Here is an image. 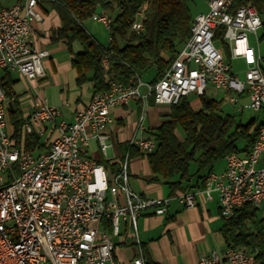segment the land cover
Here are the masks:
<instances>
[{"label":"built area","instance_id":"2783aa9c","mask_svg":"<svg viewBox=\"0 0 264 264\" xmlns=\"http://www.w3.org/2000/svg\"><path fill=\"white\" fill-rule=\"evenodd\" d=\"M23 0L0 9V70L17 73L25 82L43 77L45 50L32 43L33 24L41 21L38 4ZM238 0H207V12L196 15L189 37L176 57L153 84L137 76L127 83L109 76L111 52L104 51L102 73L108 91L94 93L88 104L74 113L71 123L59 122L60 111L35 97L23 118L22 133L43 140L45 149L37 153L16 146L13 134L6 133L8 103L0 84V264H146L137 231V218L152 210L164 215L170 199H144L128 186V157L115 172L86 155L88 140L97 141L106 153L111 145L108 128L111 111L125 107L133 98L146 104L176 105L193 94L201 97L208 86L223 92L245 94L244 107L264 115V55L255 53L248 35L256 36L264 23L249 3ZM143 8L131 29L143 31ZM94 21L109 32L112 19L93 15ZM223 29L230 59L245 64L243 79L235 75L214 40ZM146 93L141 94L140 88ZM231 98V102H235ZM12 104V103H11ZM130 145L143 155L151 154L155 141L150 136L132 138ZM264 130H258L253 150L247 155L228 154L225 169L205 178L207 200L218 196L219 215L233 217L246 204L259 209L264 204ZM174 199L185 208L195 206V194L185 192ZM127 225L136 246L135 257L125 263L114 258L113 239ZM196 264H258L253 255L242 251L201 255Z\"/></svg>","mask_w":264,"mask_h":264},{"label":"trees","instance_id":"16d2710c","mask_svg":"<svg viewBox=\"0 0 264 264\" xmlns=\"http://www.w3.org/2000/svg\"><path fill=\"white\" fill-rule=\"evenodd\" d=\"M245 3L264 16V0H238L235 6ZM48 5L61 22L51 41L64 40L70 52L72 43L80 45L81 51L73 53L71 66L78 85L87 81V73L91 74L88 81L93 94L108 91L101 66L104 51L112 54L109 63L111 80L127 83L131 77L141 78L153 69L154 77L150 83L156 82L189 37L193 19L187 0H49ZM140 8L144 14L143 31L136 33L131 27ZM103 14L113 15L109 45L105 47L96 44L82 25L93 15ZM214 40L229 64V48L223 40V29L217 32ZM259 41H264V23ZM1 72L0 84L14 109L13 113H8V120L16 146L30 153L43 151L45 146L38 137L22 133V111L12 92L14 83L6 70ZM199 100L198 109H192L185 98L171 105L167 119L151 133L155 149L144 157L154 179L167 187L169 196L186 191L183 185L190 178L191 165L195 166L193 175L203 181L226 155H247L252 151L258 136L260 126H254V119L243 124L233 115L220 114V102L205 94ZM148 102L154 104L153 98L150 97ZM240 141L242 146L238 147ZM123 152L128 157L141 155L129 146H125ZM256 213L257 209L251 204L244 205L232 218L224 220L221 232L226 248L253 255L258 264H264V217L258 218Z\"/></svg>","mask_w":264,"mask_h":264},{"label":"crops","instance_id":"0c3cea01","mask_svg":"<svg viewBox=\"0 0 264 264\" xmlns=\"http://www.w3.org/2000/svg\"><path fill=\"white\" fill-rule=\"evenodd\" d=\"M22 1L0 0V9L21 3ZM48 1L42 0L38 4V10L42 19L33 24L32 37L33 45L37 49L45 50L48 53V56L43 61V77L27 83L17 73L7 72L14 83L12 85L13 93V88L17 84L20 82L23 84L24 91L21 95H16L19 108L23 106L20 109L22 111V121L31 110V101L35 97H39L44 99L49 106L59 109V122L71 123L74 113L83 109L93 95L92 85L88 81L91 78V74L87 73L85 75L87 81L78 85L76 82L77 75L71 66V60L73 53L81 51L80 45L72 43V52H70L64 40L51 41L52 34L61 27V22L54 10L49 7ZM207 10L206 0V10L201 13H205ZM88 20L102 26V24L94 21L92 18ZM261 34L262 27L257 31L256 36L252 35L256 47L247 39L249 46L253 48L255 53L264 55V50L260 49V45L264 43V41H259ZM89 36L91 37V35ZM91 39L96 42L92 37ZM96 44L98 43L96 42ZM76 45H78L79 49H76ZM108 45L109 38L106 46ZM233 61H239L245 68L242 59H230L229 66L232 72L231 63ZM1 71L3 70H0V75H2ZM233 73L239 77L238 74ZM153 77L154 70L145 83H150ZM83 85H86V90L81 88ZM140 93L145 94L146 88L141 87ZM204 94L208 98L220 102V105L224 101L232 106L239 105V114L242 113V109L249 101L245 94L236 96L231 92L219 91L211 86L206 88ZM190 95L196 101L194 104H190L187 101L188 104L192 109H198L200 107V97H196L193 94H189L188 96ZM44 96H46V99ZM187 97H185L186 100ZM232 97L236 99L235 102L230 101ZM169 111L170 105H156L149 104V102L144 104L139 98L131 99L127 106L115 108L111 111L113 121L108 128V133L111 136L109 141L111 145L110 149L105 154L102 153L99 150L97 141L91 138L88 140L86 155L102 164L109 172H115L124 157H128L127 153L123 152V148L125 146L134 148L130 145L132 138L152 137L151 133L167 119L166 115ZM252 119L254 118L249 120ZM262 123H264V119L258 124L255 121L254 126H260ZM91 144H94L97 148L93 156L88 154ZM221 161L222 164L216 166L217 162L210 173L218 174L225 169L224 159ZM261 167H264V156L260 158L257 164V168ZM128 171V186L132 192L144 199H170L164 215H155L152 210H149L137 218L138 238L146 264H196L201 255H208L211 252L222 254L226 250V243L221 232L224 220L219 215L217 193L212 192L210 200H207L203 193L207 175L202 181L193 175L195 168L193 173L190 172V178L184 182L183 186L186 188L185 192L195 194V206L185 208L174 199V197L185 192H176L175 195L169 196L167 187L154 179L155 177L151 174L144 156L134 155L128 157ZM259 213L262 216H258ZM256 214L258 218L264 217V204L257 209ZM113 243L116 262L125 263L135 257L136 246L132 241L127 225L122 224L120 235L113 239Z\"/></svg>","mask_w":264,"mask_h":264},{"label":"rangeland","instance_id":"374dc122","mask_svg":"<svg viewBox=\"0 0 264 264\" xmlns=\"http://www.w3.org/2000/svg\"><path fill=\"white\" fill-rule=\"evenodd\" d=\"M187 6L189 8V12H190L191 17L194 18L196 15H198L199 13H201V12H203V11L206 10V0H187ZM111 15H106L105 14L106 17H109V18L112 19L113 18V15H112V17H111ZM82 25H83L84 29L86 30V32L89 35H91V37L98 44H100L102 46H106L107 45V41H108V38H109V32L106 31L101 25H99V24H97L95 22H92L91 20L85 21ZM247 38L256 47V44L254 43L253 36L252 35H248ZM77 46L78 45H76V49H79V47H77ZM260 49L261 50H264V43H262L260 45ZM231 65H232L233 72H235L236 74L239 75V79H243V73H244V69H245L244 68V65L241 64V63H239V61H233L231 63ZM152 74H153V69H150L149 71H147L146 74H144L141 77L142 81L145 82L149 78V75L151 76ZM81 88L83 90H86L87 87H86V85H83ZM23 89H24L23 88V84L21 82L19 84H17L13 88L14 93L17 96L22 94V92L24 91ZM45 97L46 96H44V98ZM187 101L190 104H194L196 100H195V98L193 96L190 95V96L187 97ZM21 108H23V106ZM238 110H239V105L232 106L228 102L224 101L220 105L219 113L222 114V115H225V114L233 115V116H235V118H236L237 121H239V122H241L243 124H245L251 118H254L257 124L260 121H262V119H264V116H262V113H255V112H253L251 110H247L246 108H243L242 109V113L239 114ZM6 133L8 135H11L13 133V131H12V125L9 122V120H8V122L6 124ZM237 146L238 147H241L242 146V142L241 141L238 142L237 143ZM96 149H97L96 146L94 144H91V147H90V149L88 151V154L90 156H93ZM221 164H222V161H219L216 164V166L217 165H221ZM194 168H195L194 165H191L190 166V172L191 173L194 172ZM131 186H132V183H131ZM129 189H130V187H129ZM258 216H262V214L259 213Z\"/></svg>","mask_w":264,"mask_h":264},{"label":"bare ground","instance_id":"6f19581e","mask_svg":"<svg viewBox=\"0 0 264 264\" xmlns=\"http://www.w3.org/2000/svg\"><path fill=\"white\" fill-rule=\"evenodd\" d=\"M259 130H264V123L260 125ZM230 253H239V250L230 249Z\"/></svg>","mask_w":264,"mask_h":264},{"label":"water","instance_id":"95a60500","mask_svg":"<svg viewBox=\"0 0 264 264\" xmlns=\"http://www.w3.org/2000/svg\"><path fill=\"white\" fill-rule=\"evenodd\" d=\"M8 109L10 113H13L14 109L11 103H8Z\"/></svg>","mask_w":264,"mask_h":264}]
</instances>
